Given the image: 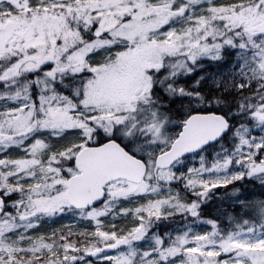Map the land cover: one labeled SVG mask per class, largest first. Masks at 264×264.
<instances>
[{
  "label": "snow or ice",
  "instance_id": "1",
  "mask_svg": "<svg viewBox=\"0 0 264 264\" xmlns=\"http://www.w3.org/2000/svg\"><path fill=\"white\" fill-rule=\"evenodd\" d=\"M0 264H264V0H0Z\"/></svg>",
  "mask_w": 264,
  "mask_h": 264
}]
</instances>
